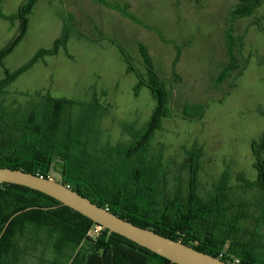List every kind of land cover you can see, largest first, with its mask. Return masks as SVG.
Listing matches in <instances>:
<instances>
[{
  "label": "rangeland",
  "instance_id": "1",
  "mask_svg": "<svg viewBox=\"0 0 264 264\" xmlns=\"http://www.w3.org/2000/svg\"><path fill=\"white\" fill-rule=\"evenodd\" d=\"M24 1L1 0V11L13 16ZM107 1L128 4L129 11L142 20L139 25L110 12L116 40L142 74L141 79L127 73L125 61L111 47L71 41L67 51L74 61L62 51L46 64H36L4 91L0 116L10 124L14 118L22 121L26 113L42 110L49 96L71 103L61 120L63 132L80 135L89 153H101L107 145H129L147 128L157 108L147 85L136 91L140 81L149 82L138 48L143 44L170 92L166 112L149 139L144 159L158 171L161 193L169 198L178 192L188 195L187 153L197 149L201 152L200 197L215 194L227 174L231 211L235 209L232 213L239 214V207L245 209L240 237L248 239L258 233L264 244V224L258 223L263 193L259 189L245 192L238 182L240 175L250 181L259 176L253 144L264 138V1L253 15L235 20L231 13L239 0ZM60 11L58 0H43L35 8L26 35L5 59L9 72L21 69L39 51L53 48L62 34V22L56 17ZM20 29L19 21L0 18V51L16 41ZM229 31L236 42L239 69L216 85L229 63ZM4 78L0 69V80ZM55 171L62 168L55 166ZM19 244L21 264H69L72 256H85V250L58 254L46 241L34 246L20 239Z\"/></svg>",
  "mask_w": 264,
  "mask_h": 264
},
{
  "label": "trees",
  "instance_id": "2",
  "mask_svg": "<svg viewBox=\"0 0 264 264\" xmlns=\"http://www.w3.org/2000/svg\"><path fill=\"white\" fill-rule=\"evenodd\" d=\"M39 0H26L17 14L6 16L0 8V18L19 21L20 34L0 51V69L5 78L0 80V97L20 76L47 57L56 56L61 50L67 51L70 30L66 26L62 36L50 50H41L25 66L11 73L5 68V59L16 44L26 35L29 17ZM264 0H239L231 13L233 20L253 15ZM1 2V0H0ZM229 63L216 79L220 85L237 72L236 42L227 33ZM143 64L149 82L140 81L136 91L147 85L157 100V108L145 130L136 135L127 146L107 145L101 153H89L80 135L74 137L63 132L62 117L70 106L66 100L47 97L42 110H34L8 123L0 116V168L20 170L45 178L52 177V166L62 168L64 185L88 198L99 207L108 209L119 218L155 233L182 242L194 249L231 264H264V244L261 235L251 234L242 239L241 218L246 217L245 209L239 207V214H233L229 177L225 174L216 193L207 199L198 194V179L201 169V152L197 149L187 153L190 169L188 195L178 192L173 198L161 193L159 173L146 165L144 159L149 149V139L159 127L161 115L166 112L170 92L155 70L152 59L144 46H140ZM127 63V72L140 74L131 58L121 50ZM180 58L177 55L175 64ZM239 71L238 76L243 73ZM203 110V108H200ZM203 112L199 114L202 115ZM67 130V129H66ZM258 169L257 181H250L243 175L238 177L239 188L247 192L259 189L263 193L258 207L261 211L259 224H264V138L253 144ZM28 208L32 210L9 220ZM97 225L71 208L62 206L57 200L13 184H0V264H21L22 250L19 240H29L34 246L46 243L56 253L65 251L84 252L83 258L69 259V264H172L134 242L102 229L98 236H92ZM237 260L239 262H237Z\"/></svg>",
  "mask_w": 264,
  "mask_h": 264
},
{
  "label": "water",
  "instance_id": "3",
  "mask_svg": "<svg viewBox=\"0 0 264 264\" xmlns=\"http://www.w3.org/2000/svg\"><path fill=\"white\" fill-rule=\"evenodd\" d=\"M4 183L26 187L45 194L60 202L62 206L71 208L75 212L90 219L98 227L118 234L135 244L166 258L172 264H231L211 255L202 253L182 242L161 236L152 230L138 227L129 221L119 218L108 209L99 207L88 198L83 197L64 185L63 175L55 171V165L52 166L51 178H45L20 170L0 168V184ZM32 209L33 208H28L15 214L9 220L7 227L15 217ZM5 230L1 234L0 240L3 237Z\"/></svg>",
  "mask_w": 264,
  "mask_h": 264
},
{
  "label": "crops",
  "instance_id": "4",
  "mask_svg": "<svg viewBox=\"0 0 264 264\" xmlns=\"http://www.w3.org/2000/svg\"><path fill=\"white\" fill-rule=\"evenodd\" d=\"M42 1L43 0H39L35 8L38 7ZM25 2L26 1H24L23 4ZM58 3L59 6H61V11L57 13L56 17L62 22V33L66 26L71 32L67 49L71 41L87 44L89 46L101 47L103 49L111 47L118 57H121V59L125 61L121 54V50L126 54L127 52L116 40L114 22L112 21L110 12L116 13L122 19L142 25V20L129 11L128 4L122 5L119 2L111 3L107 0H58ZM145 28L148 29V27ZM140 46L145 47V45L140 44L138 47L139 50ZM62 51L65 50H61L60 53ZM65 52L67 59L74 61V56L69 54L68 51ZM58 55L52 57H57ZM52 57H47L45 62L39 63L46 64L49 58Z\"/></svg>",
  "mask_w": 264,
  "mask_h": 264
},
{
  "label": "built area",
  "instance_id": "5",
  "mask_svg": "<svg viewBox=\"0 0 264 264\" xmlns=\"http://www.w3.org/2000/svg\"><path fill=\"white\" fill-rule=\"evenodd\" d=\"M102 229L103 228H101V227H95L93 230H92V236H98L99 234H100V232L102 231ZM237 262H239L238 260H237Z\"/></svg>",
  "mask_w": 264,
  "mask_h": 264
}]
</instances>
